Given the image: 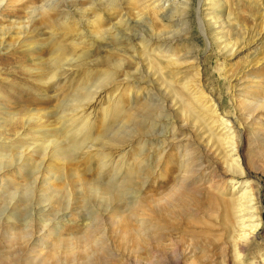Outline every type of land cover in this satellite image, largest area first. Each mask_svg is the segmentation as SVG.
<instances>
[{
  "label": "rangeland",
  "instance_id": "rangeland-1",
  "mask_svg": "<svg viewBox=\"0 0 264 264\" xmlns=\"http://www.w3.org/2000/svg\"><path fill=\"white\" fill-rule=\"evenodd\" d=\"M108 1L0 7V264H264V0Z\"/></svg>",
  "mask_w": 264,
  "mask_h": 264
},
{
  "label": "bare ground",
  "instance_id": "bare-ground-1",
  "mask_svg": "<svg viewBox=\"0 0 264 264\" xmlns=\"http://www.w3.org/2000/svg\"><path fill=\"white\" fill-rule=\"evenodd\" d=\"M136 1L138 3H140L141 5H143L144 9L147 11L156 12V11H159L161 9H168L167 12L169 13V12H171L172 9H174L176 16H180L182 14L177 13V11L180 10L183 12L184 11L183 7H185V5L188 4L190 0H136ZM178 1L181 2L182 4H184V6L182 8L178 7V5H179ZM201 1L202 0H199V3ZM108 2L112 7H114L113 6L114 0H110ZM214 2L216 4L217 3H224V0H214ZM3 3H4V0H0V7L3 6ZM53 6L55 7L57 5L54 4ZM123 21H127V20H123ZM138 21L139 20H137L133 24H130L132 26L133 31H134L131 35L132 40L143 41L142 44H146L145 46H148L150 41L157 40L160 42L159 48H162L163 45L169 44L170 42L173 43V37H171V39H170L169 37H163L162 34L155 35L150 30H148L147 28H144L142 26L141 22H138ZM179 21H181V20H179ZM168 22L170 23V21H168ZM120 23L121 22L116 23L114 25V28L116 29V31L119 35H124V32L121 29ZM61 27H64L66 29L69 28L67 22H65V21L61 22ZM96 29L97 30H106V29H102L101 23L99 25H97ZM93 40H94V43L96 44L98 42V37L94 36ZM51 66L52 67L54 66L56 69H60V67H63L64 69H67V70L73 69L71 67V64H68L66 62V55L63 51L61 53H59L56 58L53 59ZM56 79H57L56 74H55V72H53V73H50V75L48 76V78L46 80L42 78V82H44V84H49L50 82L55 81ZM100 83H102V81ZM94 86H95V88H90V87H88V88L84 87L83 88V87H81L80 90L84 91V95L83 96H81L80 94L76 95L77 101L79 103H83L84 99H87V100L93 99L95 97L94 95H96L99 92L98 88H100L99 85L94 84ZM65 93L66 94L64 95V97H66L68 90ZM159 99H161V98H156V101H159ZM176 101L179 102L178 99H176ZM70 102L72 103L73 101H70ZM232 120L234 122H236V118H232ZM72 133H74V132H72ZM84 133H85V131L83 132V129L78 128V129H76V133L72 134V137L74 139V143H72L70 148L73 151L78 150L79 148H81L83 146V144H82L83 140L81 139V137ZM228 143H232V145H234L233 142H231V141H229ZM236 147L237 146H234V149H237ZM44 151H45V148H44ZM26 156H27V154L24 153L23 151L19 152V153H15V154H13V156L10 157V159H8V161L4 162L3 165L7 166V165L11 164L12 161L17 162L18 165H20L22 162H24L26 160ZM116 180H117V177L113 179L112 183L116 182ZM237 256L239 257V252L237 253Z\"/></svg>",
  "mask_w": 264,
  "mask_h": 264
}]
</instances>
